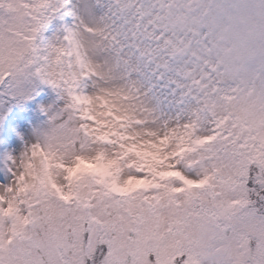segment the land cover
I'll return each instance as SVG.
<instances>
[{"label": "snow or ice", "instance_id": "obj_1", "mask_svg": "<svg viewBox=\"0 0 264 264\" xmlns=\"http://www.w3.org/2000/svg\"><path fill=\"white\" fill-rule=\"evenodd\" d=\"M0 264H264V0H0Z\"/></svg>", "mask_w": 264, "mask_h": 264}]
</instances>
